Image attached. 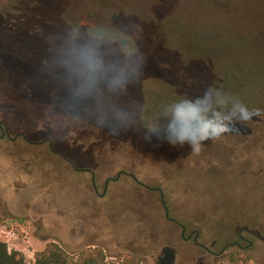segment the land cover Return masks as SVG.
Listing matches in <instances>:
<instances>
[{"label": "rangeland", "instance_id": "374dc122", "mask_svg": "<svg viewBox=\"0 0 264 264\" xmlns=\"http://www.w3.org/2000/svg\"><path fill=\"white\" fill-rule=\"evenodd\" d=\"M82 16L126 45L84 27L77 33ZM0 30L12 70L29 79L17 63L24 58L36 80L21 93L12 80L4 85L11 74L0 83V122L9 135L0 137V230L14 227L12 248L26 264L49 242L69 254L100 246L110 262L134 254L161 264L167 250L174 257L164 264H231L232 254L264 264V136L236 147L207 140L199 153L172 144L168 152L167 140L146 131L163 125L162 106L177 100L169 86L189 97L205 91L202 80L210 86L205 61L264 55V0H0ZM130 67L126 88L111 90L109 82ZM228 94L243 101L236 90ZM117 108L133 114V126L101 127ZM239 124L245 133L249 123L231 119L225 131L233 135ZM119 138L159 153L141 154ZM120 172L127 175L117 178ZM178 225L185 237L197 231L200 246L183 241ZM241 229L251 246L239 240ZM234 242L244 248L218 255Z\"/></svg>", "mask_w": 264, "mask_h": 264}, {"label": "trees", "instance_id": "16d2710c", "mask_svg": "<svg viewBox=\"0 0 264 264\" xmlns=\"http://www.w3.org/2000/svg\"><path fill=\"white\" fill-rule=\"evenodd\" d=\"M0 50H2V53H4L3 54L4 58L0 61V83L3 82L2 79L5 80L6 76L12 75V78L5 80L6 81L5 83L6 84L10 83V81L12 80L14 81L13 86L11 87L13 91L20 92L19 90L21 89V87L24 91H27V89H29V86L27 85L28 82L30 85H34L35 84L34 82H36V80L34 78L32 79V77L23 80L15 70H13L12 72H7L10 69H14V67H16L15 65H13L14 63H9L10 60L9 57L13 55V53L11 54L7 50V48L3 49L2 45H0ZM15 57H17V54H15ZM19 60L20 59L18 58L17 63L19 62ZM205 62L206 63H204L202 66H205L207 70L210 72V79H211L210 86L214 88L216 87L219 90L226 93H232L233 91L236 90L242 96L243 102L250 107L249 119L246 121L249 124L245 133H241L243 129L240 130L241 124H239L238 126L239 128L234 127L233 130L235 132L233 135H230V133L233 132L232 130L225 131L223 136L221 137L222 141H224L227 145H230L231 147L232 146L236 147L247 143H251L252 145L253 143L256 142L255 141L256 135L264 136V133L262 132L264 127V55L261 58H255L249 60L246 59L238 63L233 61L232 62L216 61L217 63H214L212 61H205ZM220 65H222L221 68ZM36 67L40 68L42 67V65H36ZM208 82L207 81L203 82L202 80L203 89L207 88ZM169 89L170 90L172 89L174 93L173 96L177 100L185 96L189 97L188 94L182 92L180 88H179L180 90H178V88L174 86L171 87L169 86ZM247 89H249L248 92H246ZM33 101L35 103V100ZM89 124H90L89 125L90 128L96 130L95 134L99 133V135L102 136L108 135L106 132L101 131L103 129L97 128L96 126H94V124L91 123ZM236 135H241V137L238 136L239 138L237 141L232 140V138H237L235 137ZM108 136L113 138L111 135ZM251 137H252V141L249 142V138ZM119 140L125 143H130L132 147L137 151H139L141 154L142 153L144 154L146 152L159 153L158 150H156L153 147H149L148 143L145 142H143V145L145 147L141 148L140 144L138 145V143L141 141L139 142L135 141L136 143H134L131 142V139L119 138ZM258 141H260V139ZM164 144H165L164 142H160L158 146L165 147ZM165 145L167 146L166 151L169 152L171 150L170 147H172L173 145L169 144L168 141ZM253 147L254 146L250 147L251 151H254ZM130 176L134 177L131 174ZM114 258L115 259L110 262L108 260V256L104 248L100 246H94V247L90 246L78 253L69 254L57 243L49 242L40 252L35 254L34 264H143L141 258L138 255H134V254L119 255V256H114ZM249 261H250L249 258H244L239 254H232L230 256L229 263L237 264L239 262H242L246 264ZM0 264H26V262L22 252L19 250L18 247L9 249L7 244L0 240Z\"/></svg>", "mask_w": 264, "mask_h": 264}, {"label": "clouds", "instance_id": "9594fccd", "mask_svg": "<svg viewBox=\"0 0 264 264\" xmlns=\"http://www.w3.org/2000/svg\"><path fill=\"white\" fill-rule=\"evenodd\" d=\"M130 67L115 76L108 84L113 91H123L128 82V73H135ZM112 122L98 121L101 127L110 125L113 130L133 126V114L123 109H114ZM250 107L226 92L209 86L199 96L183 97L162 106L160 117L164 123H155L147 127L151 136L163 138L170 144H188L193 153H199L204 141L216 140L225 132V122L229 119L240 123L249 119ZM234 127H236L234 125Z\"/></svg>", "mask_w": 264, "mask_h": 264}, {"label": "flooded vegetation", "instance_id": "af4514ba", "mask_svg": "<svg viewBox=\"0 0 264 264\" xmlns=\"http://www.w3.org/2000/svg\"><path fill=\"white\" fill-rule=\"evenodd\" d=\"M82 17H84V16H82ZM84 18H85V17H84ZM81 21H82V20H81ZM83 22H84V21H82V22L77 26V33H78V32L80 31V29L83 28V27L87 29V27L83 25ZM103 28H104V27H103ZM107 29H108V28H107ZM109 30H110V29H109ZM0 31H1V30H0ZM111 31H112V30H111ZM105 39H112V38H105ZM119 39H120V36H119L118 38H116V39H112V40H118V42H119ZM7 50L9 51V48H7ZM3 54H4V53H2V50H0V61L4 58V55H3ZM11 57H12V55H11L9 58L11 59ZM6 60H7V59H6ZM11 63H15V62H11ZM18 63H23V69L25 70V75H27L28 78H31L30 74L27 73V69H28V67H26V60H25L24 58H20V60H19ZM12 71H13V70L10 69V70L7 71V72H12ZM0 85H2V84H0ZM4 85H10V83H7V84L4 83ZM12 90H13V89H12ZM28 93H29V92H28ZM27 95H28V94H27ZM27 95L24 93V96H25L24 99H27V98H28ZM0 131H1V135H0V137L7 136V137L9 138V135H8V129H7L6 124L0 122ZM20 136L24 137L23 135H20ZM24 138H25V137H24ZM26 140H27V139H26ZM45 141L49 143L50 148H51V141H50L49 139H45ZM51 149H52V148H51ZM52 152H53V151H52ZM53 153H55V152H53ZM122 174H126V173H124V172H120V173L117 174V176L119 175V177H120ZM92 175H93V174H92ZM126 175H127V174H126ZM117 176H116V177H117ZM119 177H117V178H119ZM108 181H109V180L106 181V186H107V184H108ZM166 217H168V211H167V210H166ZM178 226L181 227V233H180V235H181V239H182L183 241H187V240L192 239V242H193L195 245L200 246V245L197 243V240H198V237H199V233H198L197 231L191 232L187 237H185V234H186V229H185V227L182 226V225H178ZM244 230H246V229H241V230H239V231L237 232L238 238H239L240 241L245 242V243H248V244H247L248 246H251V245H252V242L246 240V239L242 236V233H243ZM250 233H251L253 236H255L256 238L261 239L258 233H256V232H250ZM193 235H194V237H193ZM214 245H215V243L212 242L211 247H213ZM232 245L236 246V247L239 248V249L244 248V247H242L238 242H234L233 244H228V245H226V246L221 250V252H220L218 255H222V254L225 252L226 248L229 247V246H232ZM204 249H205L209 254H212V252L210 251V249H207V248H204ZM164 253H165L164 258H162V259L160 260V263H161V264L169 263V262L173 259V257H174V256H173L169 251H167V250H164Z\"/></svg>", "mask_w": 264, "mask_h": 264}, {"label": "water", "instance_id": "95a60500", "mask_svg": "<svg viewBox=\"0 0 264 264\" xmlns=\"http://www.w3.org/2000/svg\"><path fill=\"white\" fill-rule=\"evenodd\" d=\"M81 20L84 21L83 25L87 27V32L90 36L101 37V38H112V39H116L119 37V33L116 31H111L107 28H103V27L98 26L96 24L87 22L84 17H81ZM126 43L127 42L125 40L119 39V44L121 46H125ZM117 177H119V175ZM161 195H162V193H161Z\"/></svg>", "mask_w": 264, "mask_h": 264}, {"label": "built area", "instance_id": "2783aa9c", "mask_svg": "<svg viewBox=\"0 0 264 264\" xmlns=\"http://www.w3.org/2000/svg\"><path fill=\"white\" fill-rule=\"evenodd\" d=\"M0 233L4 235V240L2 241L7 244L9 249L19 240V235L16 233L14 227H9L2 231L0 230ZM25 240L26 239H24V242L27 243Z\"/></svg>", "mask_w": 264, "mask_h": 264}, {"label": "crops", "instance_id": "0c3cea01", "mask_svg": "<svg viewBox=\"0 0 264 264\" xmlns=\"http://www.w3.org/2000/svg\"><path fill=\"white\" fill-rule=\"evenodd\" d=\"M0 185H1V184H0ZM7 208L9 209V210H8V214H13V210L10 209L8 206H7ZM4 213H5V211H4V209H3L2 214H4Z\"/></svg>", "mask_w": 264, "mask_h": 264}]
</instances>
